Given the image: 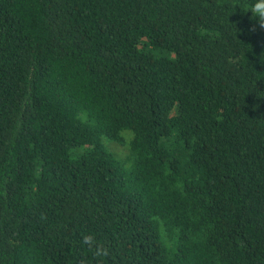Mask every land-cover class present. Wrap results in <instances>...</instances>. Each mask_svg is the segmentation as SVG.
<instances>
[{
    "label": "trees",
    "instance_id": "16d2710c",
    "mask_svg": "<svg viewBox=\"0 0 264 264\" xmlns=\"http://www.w3.org/2000/svg\"><path fill=\"white\" fill-rule=\"evenodd\" d=\"M251 3L0 0V264H264Z\"/></svg>",
    "mask_w": 264,
    "mask_h": 264
},
{
    "label": "clouds",
    "instance_id": "9594fccd",
    "mask_svg": "<svg viewBox=\"0 0 264 264\" xmlns=\"http://www.w3.org/2000/svg\"><path fill=\"white\" fill-rule=\"evenodd\" d=\"M245 13H251L250 19L255 22L252 27L253 31L256 30L257 26L264 29V0H253Z\"/></svg>",
    "mask_w": 264,
    "mask_h": 264
},
{
    "label": "rangeland",
    "instance_id": "374dc122",
    "mask_svg": "<svg viewBox=\"0 0 264 264\" xmlns=\"http://www.w3.org/2000/svg\"><path fill=\"white\" fill-rule=\"evenodd\" d=\"M110 146L112 151L115 152V154L120 158H125L129 154L127 147L125 145L111 143Z\"/></svg>",
    "mask_w": 264,
    "mask_h": 264
}]
</instances>
